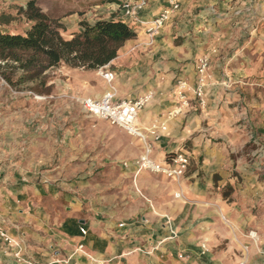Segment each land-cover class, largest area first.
<instances>
[{
    "label": "crops",
    "instance_id": "obj_1",
    "mask_svg": "<svg viewBox=\"0 0 264 264\" xmlns=\"http://www.w3.org/2000/svg\"><path fill=\"white\" fill-rule=\"evenodd\" d=\"M149 1L140 13L143 18L168 3ZM176 2L178 9L156 35L134 29L136 36L104 67L114 72L118 99L152 93L137 122L144 130L154 123L159 126L160 138L150 153L154 161L175 152L188 155L183 178L177 181L148 171L137 173L130 164L123 168L105 163L104 169L110 170L105 182L63 181V193L51 182L21 185L16 206L0 208V215L8 216L0 219V228L16 243L5 246L0 264H264V174L260 172L264 149L251 152L255 159L242 156L234 165L222 162L223 145L218 155L196 134L204 120L209 126L220 124L219 136L231 137L227 127L233 109L248 94L254 99L253 84L259 77L253 76L264 75V0ZM212 6L215 9H205ZM119 14L113 8L96 19ZM78 30L77 23L72 32ZM203 55L210 59L205 109L191 102L179 116L168 118L177 104L176 79L194 84L195 65ZM251 105L258 106L259 101ZM258 113L253 109L249 117ZM234 130L242 142L247 135L238 127ZM135 138L140 155L143 143ZM232 169L240 181L227 171ZM218 174L221 179L216 183L229 185L231 196L214 190L213 178ZM4 196L0 190V205ZM48 201L55 203L49 206ZM249 231L256 233L255 240L247 236ZM16 251L22 262L16 260Z\"/></svg>",
    "mask_w": 264,
    "mask_h": 264
},
{
    "label": "rangeland",
    "instance_id": "obj_2",
    "mask_svg": "<svg viewBox=\"0 0 264 264\" xmlns=\"http://www.w3.org/2000/svg\"><path fill=\"white\" fill-rule=\"evenodd\" d=\"M25 4L26 0H0L1 31L23 33L30 27L31 22L20 11ZM37 5L46 15L64 25L61 34L65 38L81 19L93 21L110 14L113 8L120 13L119 8L109 4L108 0H37ZM209 8L215 9L214 6L205 9ZM98 70L85 71L62 64L50 68L36 81L15 86L0 76V190L6 194L0 208L16 206V192L21 185L51 182L63 193V181L74 182L80 178L86 183L107 181L110 170L104 169L105 163H118L123 168L129 164L134 166L140 153L136 138L105 120L89 116L82 109L80 99L98 98L108 88ZM253 78L258 79L253 84L257 89L253 91L254 99L248 94L233 109V122L230 121L227 127L231 137L219 136L220 124L209 126L204 120L196 133L218 155L220 145H223L221 151L225 158L222 162L235 165L242 156L247 160L255 159L251 152L264 149V75ZM256 99L259 105L252 106ZM253 109L259 110V116L249 117ZM241 112H246L247 116L242 118ZM236 127L244 131L247 140L245 137L239 141L241 139L234 132ZM209 130L212 135L208 134ZM251 134H254L253 138H249ZM262 159L264 161V156ZM202 161L203 158L200 163ZM227 171L240 181L235 170ZM260 172L264 174V170ZM217 177L213 178L214 190L231 196L233 190L225 184L218 186L216 180L218 182L221 175ZM20 203L25 204L22 200ZM54 203L48 201L49 206ZM2 217L8 218L4 214L0 219Z\"/></svg>",
    "mask_w": 264,
    "mask_h": 264
},
{
    "label": "trees",
    "instance_id": "obj_3",
    "mask_svg": "<svg viewBox=\"0 0 264 264\" xmlns=\"http://www.w3.org/2000/svg\"><path fill=\"white\" fill-rule=\"evenodd\" d=\"M20 11L31 22L28 29L23 33L0 30V76L11 86L36 81L50 68L62 64L96 71L114 59L127 40L136 36L129 23L111 16L92 22L81 19L79 30L65 38L61 34L64 25L46 15L37 0H26Z\"/></svg>",
    "mask_w": 264,
    "mask_h": 264
},
{
    "label": "built area",
    "instance_id": "obj_4",
    "mask_svg": "<svg viewBox=\"0 0 264 264\" xmlns=\"http://www.w3.org/2000/svg\"><path fill=\"white\" fill-rule=\"evenodd\" d=\"M148 4V0H119L117 7L119 8L121 19L129 23L134 29L142 28L147 35L152 37L171 18L172 11L178 8V4L175 0H168V5L164 6L161 11L149 18H143L140 13ZM209 66V56L203 55L197 59L195 65L194 84H190L184 78L176 79L174 96L177 104L172 110L168 111V118L179 116L182 110L188 107L191 102H195L198 108L205 109L207 105L206 84ZM98 72L105 83H107L108 88L98 98L88 96L80 99L83 111L91 117L105 120L110 125L119 127L129 135L141 139L143 152L134 162L137 173L148 171L177 181L183 178L190 164L188 155L183 152H175L168 155L163 161H154L150 157V153L153 148V142L158 141L160 138L159 126L154 123L144 130L137 122L139 113L150 101L152 93L149 92L130 100L118 99L117 90L113 84L114 72L104 66L99 68ZM80 233L82 235L86 234V229L82 226L80 227ZM247 236L252 240L256 239L254 231H249ZM14 245H16L14 239L4 229L0 228V254L1 252H6L5 246L12 247ZM81 247L80 245L79 248ZM244 248L246 249V246ZM201 249L205 251V242L201 244ZM14 256L17 261H23L19 251H16Z\"/></svg>",
    "mask_w": 264,
    "mask_h": 264
}]
</instances>
